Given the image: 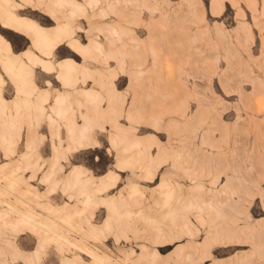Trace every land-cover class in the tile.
<instances>
[{"label": "rangeland", "instance_id": "obj_1", "mask_svg": "<svg viewBox=\"0 0 264 264\" xmlns=\"http://www.w3.org/2000/svg\"><path fill=\"white\" fill-rule=\"evenodd\" d=\"M18 2L0 0V21L35 12ZM44 2L85 52L51 88L9 67L0 264H202V238L224 236L246 245L217 260L264 264V0ZM105 123L121 167L80 170L77 142Z\"/></svg>", "mask_w": 264, "mask_h": 264}, {"label": "snow or ice", "instance_id": "obj_2", "mask_svg": "<svg viewBox=\"0 0 264 264\" xmlns=\"http://www.w3.org/2000/svg\"><path fill=\"white\" fill-rule=\"evenodd\" d=\"M207 7L208 0H204ZM13 9H34L33 13L15 12L10 20L0 21V54L7 53L8 59L13 62V67L19 65L25 68L29 76L42 75L43 79L52 82L61 80L64 69L77 64L81 56H84L83 45H77L74 40V33L67 30L66 25H62L57 15L47 10L44 0H21V2L9 5ZM85 7H88L87 5ZM43 13V15H40ZM212 15H216L213 11ZM3 29H12L18 35L13 36ZM83 32V29H81ZM62 45H67L72 52H66ZM73 53L78 55L73 57ZM65 56L73 57L64 59ZM61 73L60 76L56 75ZM5 86L11 88L17 87V95H19V85L13 69H10L5 63L0 69V90ZM133 114H129L125 119L124 116L117 118L120 127L133 124ZM161 129L157 128V131ZM71 150V149H70ZM76 150L81 153L78 163L84 168H101L109 163L107 156H116V164L113 169L121 167L118 155L119 145L114 137L112 129L107 123L98 128V132L94 135L82 137L76 144ZM112 175V172H109ZM257 203L264 202V185L261 189L254 193ZM205 241V253L202 264H234V260L227 258L217 260L212 249L221 244H245L242 239L224 236L211 239L203 237Z\"/></svg>", "mask_w": 264, "mask_h": 264}, {"label": "bare ground", "instance_id": "obj_3", "mask_svg": "<svg viewBox=\"0 0 264 264\" xmlns=\"http://www.w3.org/2000/svg\"><path fill=\"white\" fill-rule=\"evenodd\" d=\"M2 59H6V58H2ZM8 60H9V59H8ZM3 61H4V60H3ZM8 62L10 63V61H8ZM3 63H4V62H3ZM6 63H7V62H6ZM4 64H5V63H4ZM7 64H8V63H7ZM10 66H11V68L14 69V67H12V63L9 65V67H10ZM14 70H15V69H14ZM68 70H69V69H68ZM70 70H71V69H70ZM70 70H69V71H70ZM15 72H16V71H14V73H15ZM22 72H23V71H22ZM64 72H65V71H64ZM64 72H63V73H64ZM17 74H20V73H17V72H16V75H17ZM67 74H68V73H67ZM67 74H65V76H67ZM20 75H21V74H20ZM21 76H23V75H21ZM18 77H19V75H18ZM63 77H64V76H63ZM65 78H66V77H65ZM65 78H64V79H65ZM67 78H68V77H67ZM67 78H66V79H67ZM69 78H70V77H69ZM20 79H21V78H20ZM62 79H63V78H62ZM70 79H71V78H70ZM21 80H22V79H21ZM21 80H20V82H21ZM17 81H18V80H17ZM20 82H18V83L20 84ZM59 104H60V103H59ZM60 110H61V109L58 108V111H60ZM57 113H58V112H57ZM58 114H59V113H58ZM20 211H21V210H19V212H20ZM114 212H115V211H114ZM28 219H29V218H28ZM30 220H31V219H30ZM32 221H33V220H32ZM108 221H109V220H108ZM107 223H108V222H107ZM107 223H106V224H107ZM45 225H46V224H45ZM48 229H49V228H48ZM94 257H95V256H94ZM93 259H95V258H93ZM98 259H99V258H98ZM99 260H100V259H99ZM96 262H97V261H96ZM99 262H100V261H99ZM97 263H98V262H97Z\"/></svg>", "mask_w": 264, "mask_h": 264}]
</instances>
